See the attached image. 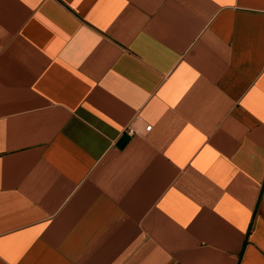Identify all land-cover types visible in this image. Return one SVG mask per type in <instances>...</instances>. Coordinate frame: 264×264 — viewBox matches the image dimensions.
Instances as JSON below:
<instances>
[{
  "label": "crops",
  "instance_id": "1",
  "mask_svg": "<svg viewBox=\"0 0 264 264\" xmlns=\"http://www.w3.org/2000/svg\"><path fill=\"white\" fill-rule=\"evenodd\" d=\"M0 264H264V0H0Z\"/></svg>",
  "mask_w": 264,
  "mask_h": 264
},
{
  "label": "built area",
  "instance_id": "2",
  "mask_svg": "<svg viewBox=\"0 0 264 264\" xmlns=\"http://www.w3.org/2000/svg\"><path fill=\"white\" fill-rule=\"evenodd\" d=\"M150 130H151V126H147L144 129L145 132H149ZM125 132H127V134L130 135V136H133V135L136 134V132L134 130L130 129V128H126Z\"/></svg>",
  "mask_w": 264,
  "mask_h": 264
}]
</instances>
